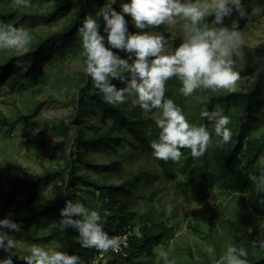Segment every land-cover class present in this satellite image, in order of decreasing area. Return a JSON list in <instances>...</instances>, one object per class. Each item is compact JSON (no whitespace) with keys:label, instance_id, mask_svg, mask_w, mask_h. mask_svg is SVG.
I'll use <instances>...</instances> for the list:
<instances>
[{"label":"trees","instance_id":"obj_1","mask_svg":"<svg viewBox=\"0 0 264 264\" xmlns=\"http://www.w3.org/2000/svg\"><path fill=\"white\" fill-rule=\"evenodd\" d=\"M121 1L117 0L113 5L117 11ZM46 3H50L49 10L37 9L38 5L42 6ZM108 3L109 0H32L31 7L22 8L16 6L15 0H0V20L13 26L22 25L24 20L30 18L52 21L68 14V20L61 28L32 41L29 51L23 56L0 57V87L7 86L11 92L34 87L36 90L33 93H39L49 84L47 73L42 68L43 63L58 59L57 81L66 79V82L73 84L72 80H74L78 88V93L69 101L75 110L72 118L49 120L53 135L59 139L57 145L59 155L52 157V161L56 159V163H59L58 166L46 167L43 172L33 177L26 173L20 175L8 170L0 171V181L13 182L7 201H15L17 192L33 199L38 195L40 188L52 187L51 203L26 204L27 228L32 229L46 220L48 229L42 233V236L26 238L36 243H52L58 251L75 253L81 257L84 264H127V261L138 254L153 255L154 247L162 245L173 230L168 222L170 215L160 198L158 202L161 209L157 214L152 208L148 213L141 215L138 225L133 223L132 219L136 212L131 208L135 206L134 199L144 198L138 192V187L144 179L149 178L153 182L160 177L174 180L182 196L200 198L199 200L209 197L208 185L217 180L224 193L234 197L236 201L229 212L232 245L247 249L248 264H264L262 225L264 193L256 191L255 185L249 179L250 173L258 174L264 167V136L253 132L257 111L264 108L262 90L264 82H259L254 89L247 92L218 93L205 100L195 101L192 95L188 97L182 95L180 81L174 77L169 79L166 83L165 95L181 105L184 113H186V105L194 106L196 109L187 116L189 121L196 124L207 123L206 118L200 116L201 111L221 107L231 118L228 127L232 131V137L228 143H221L220 138L214 136L204 155L198 158H194L189 149L182 148L183 159L180 171L183 177L181 179L178 178L177 172L172 171L168 161L159 158L157 159L161 172H154L145 167L132 169L133 161L139 157L138 151L141 154L154 155L150 141L157 139L158 133L153 119L134 118V113L127 109L129 100L116 106L106 103L101 93L92 90L94 82L86 73L77 79H72L66 71V62L83 53L78 29L84 17L88 14L93 15L102 29V10ZM206 19L211 22L213 17L208 16ZM82 57L85 59L84 56ZM17 62H20L19 67ZM113 83L117 87H123L120 81L114 80ZM239 101L243 104L236 105ZM41 104L36 102L32 113L24 114L19 119L28 124L33 123V120L40 115ZM232 104L236 105L234 111L230 109ZM97 111L102 113L104 123L108 122L107 116L112 122L107 123L105 127L85 119L86 116ZM15 124L11 117L0 111V130L9 127L6 136L15 130ZM24 137L23 146L28 155L38 152L39 147H44L47 142L42 135L33 136L29 129H25ZM121 178H123L122 184L114 183L116 179ZM118 192L121 193V197H118ZM87 194L91 195L92 203L88 202ZM68 199L81 201L84 204L88 202L86 205L89 208L97 202H101L104 208H109V215L102 217L104 230L110 236H116L127 230L132 231L129 247L119 253L97 259L98 250L82 247L76 230L67 228L61 223L60 209ZM210 210L207 214H203L193 209L187 214V226L205 242L213 243L215 249L219 251L220 241L216 238L217 227L213 217L216 215L223 218L227 212L222 203H218L216 209L210 207ZM171 215L174 217L173 213ZM198 216L203 217L200 225L199 222L197 224ZM128 217L130 219H127ZM251 217L255 218L254 223L250 222ZM202 246L196 245L198 252L203 254L210 264H218L222 255L208 259ZM253 249L257 252L252 253ZM185 250L188 256L193 258L194 252L190 244L186 245Z\"/></svg>","mask_w":264,"mask_h":264},{"label":"clouds","instance_id":"obj_2","mask_svg":"<svg viewBox=\"0 0 264 264\" xmlns=\"http://www.w3.org/2000/svg\"><path fill=\"white\" fill-rule=\"evenodd\" d=\"M117 0H109L102 10L103 28L88 14L78 29L85 57L84 71L102 93L103 100L113 106L129 97L145 113L158 110L155 121L158 138L150 141L155 157L178 161L182 148L190 150L194 158L204 155L214 136L228 143L232 131L230 116L224 109H204L200 116L207 123L196 124L187 119L183 109L167 97L166 83L176 78L183 96H191L197 89L217 92L234 89L240 79L238 60H243L242 34L237 25L228 26L224 19L235 10L244 17L247 11L242 0H124L117 11ZM17 7L29 8L32 0H15ZM125 14L138 31L131 32ZM212 16L209 22L206 18ZM182 25L180 44L171 48L167 38L151 29L164 25ZM32 34L23 25L13 26L0 20V51L14 50L23 56L29 51ZM106 41V43H105ZM107 45V46H106ZM120 50L126 55L121 57ZM20 62H17V67ZM114 80L123 87H117ZM256 191L264 193V167L258 174H249ZM61 223L75 229L82 247L100 252L119 251L122 238L110 236L104 230V220L97 210L89 209L81 201L68 199L60 209ZM7 229L8 231H5ZM21 231V225L9 217L0 219V250L10 255L0 264H13L16 239L9 232ZM163 264H174L167 250H161ZM249 253L244 247L229 245L218 264H248ZM25 264H84L75 253L46 249L33 244L23 256Z\"/></svg>","mask_w":264,"mask_h":264},{"label":"rangeland","instance_id":"obj_3","mask_svg":"<svg viewBox=\"0 0 264 264\" xmlns=\"http://www.w3.org/2000/svg\"><path fill=\"white\" fill-rule=\"evenodd\" d=\"M122 2H124V0H122L121 3ZM242 3L247 11L246 16L241 17L234 10L231 16L224 19V23L230 27L237 25L238 30H240L242 34V51L244 55L243 60H238L237 62V71L240 72V79L235 88L231 90L221 89L217 92H211L210 90L197 89L192 94L195 101L205 100L209 96L218 93L234 91L247 92L254 89L259 82H264V0H242ZM49 5L50 3H46L42 6L38 5L37 9L39 11H47L50 9ZM119 10L120 8L118 11ZM67 15L68 14H65L62 17H57L52 21H46L43 18H30L24 20L22 25L29 29L33 37L32 41H35L45 37L49 32L61 28L68 20ZM125 19L126 21H129V31H138L131 24V18L128 14H125ZM183 23L184 21L178 20L176 25L172 27L160 25L151 30L163 34L167 38L169 46L175 48L180 44L183 37ZM114 51L119 52L121 57L126 55L120 50L114 49ZM12 55H15L14 50L0 51V57H10ZM82 56L83 54L66 62V71L72 79H77L85 73V59ZM58 63V59L43 63L42 68L47 73L46 76L49 79V84L44 86L39 93H33L36 90L34 87H29L24 91L16 92H11L7 86L0 87V111L16 122V128L9 136H6L9 127H4L0 130V171L8 170L9 172L20 175L26 173L28 176L33 177L43 172L46 167L58 166L59 163H56V159L52 161V157L59 155L57 148L59 139L53 135L52 126L50 125L49 120L65 117L72 118L75 110H73V106L69 101L78 93V88L76 87L74 80H72L73 84H71V82H66V79L57 81L56 73L58 71ZM92 90L101 93L95 85H93ZM262 90L264 91V86H262ZM127 100H129L127 109L129 112L134 113V118H152L155 123L159 116L158 110L154 109L151 113H145L136 103H134V98L129 97ZM36 102L42 103L39 117L34 119V122L31 124H28L24 120H20V116L32 113V109ZM239 104H243V102L239 101L236 105ZM236 105L232 104L230 106L231 111L235 110ZM195 110L194 106L186 105V117ZM85 119L98 125H104L105 127L108 125L107 123L112 122L107 116L108 122L104 123L103 115L100 111L86 116ZM25 129H29L33 136L42 135L47 139L46 145L44 147H39L38 152H32L28 155L25 146H23ZM156 129L159 134V129ZM253 132H256L259 136H264V108H260L257 111V118L254 119L253 124ZM122 150L126 151L128 149ZM137 153L139 157L133 161L132 169L138 170L140 167H145L150 168V170L154 172H161L157 157L151 153L141 154L140 151ZM182 159L183 154L178 161L168 160L171 164L170 167L172 171L178 173L179 179L183 177L180 171ZM101 162L103 163L104 160ZM85 170L86 169L84 168V171ZM94 174H96V172H94ZM116 182L122 184L123 178L116 179L114 183ZM11 184L13 185L12 181H0V219L9 217L21 225V231L9 232V235H12L17 241L16 248L12 250L13 264H25L23 256L29 254V249L33 244L43 246L46 249L58 250L52 243H36V241L28 240L26 238L27 236H42V233L48 229L49 226L46 220L32 229L27 228L25 221L27 215L26 204L51 203L52 187L47 186L40 188L38 195L33 199L26 197L24 193L17 192L15 194V201H7ZM207 191L209 192V197L207 199L199 200L200 198L182 196L179 193L174 180L160 177L153 182L149 178L144 179L141 186L138 187V192H140L144 198L139 197L134 199L136 201L134 202L135 206L131 208V210L136 212L134 219H132L133 223L138 225L141 220V215L143 213H148L152 208L156 210L155 213L157 214L161 209L158 200L161 199L160 201L164 204L166 212L170 215L168 222L169 225L173 227V230L167 236L162 245L154 247L153 255L147 253L138 254L127 261V264H135V262H141V264H163L159 255L161 250H167L169 252V257L174 261V264H181L182 262H184V264H210L205 256L198 252L196 245H203L202 247L208 255V259L220 255L223 256L227 247L232 245V230L230 232L229 212L236 201L234 197L224 193V190H222L220 183L217 180L208 185ZM117 195L118 197H121L120 192H118ZM90 196L91 195L87 194V199L89 203H92L93 199L90 198ZM88 202H86V204H88ZM218 203H222L227 212L223 218L216 215L213 217L217 227L216 238L220 241L219 251L215 249L213 243L205 242L203 238L195 235L187 226V214L193 209L196 212L207 214L211 211L210 207L216 209ZM86 204L85 206L88 207ZM89 209L97 210L102 217L109 215L110 213L109 208H104L101 202H97ZM172 213L174 217H172ZM198 218L199 221L197 219L195 220H197V224L199 222L198 225H200L203 222V217L198 216ZM127 219H130V217ZM250 222L254 223L255 218L251 217ZM262 225L264 231V222ZM5 231L8 230L5 229ZM187 244L192 246L194 252L193 258L189 257L185 250ZM256 252L255 249L252 250V253ZM7 255H10V253H5L3 250H0V259Z\"/></svg>","mask_w":264,"mask_h":264},{"label":"built area","instance_id":"obj_4","mask_svg":"<svg viewBox=\"0 0 264 264\" xmlns=\"http://www.w3.org/2000/svg\"><path fill=\"white\" fill-rule=\"evenodd\" d=\"M131 235H132V231H130V230L124 231L123 233L116 235V236H119V237L122 238V243H121V247H120L119 251H111V250H109L108 252L105 253V252H100L98 250V253H97L98 255H97L96 258L97 259L98 258L99 259L100 258H104L105 256H108V255H110L112 253H119V252L125 250L130 245V237H131Z\"/></svg>","mask_w":264,"mask_h":264}]
</instances>
